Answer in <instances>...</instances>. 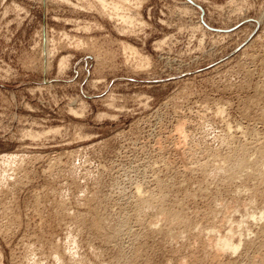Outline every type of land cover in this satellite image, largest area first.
<instances>
[{
	"label": "rangeland",
	"instance_id": "374dc122",
	"mask_svg": "<svg viewBox=\"0 0 264 264\" xmlns=\"http://www.w3.org/2000/svg\"><path fill=\"white\" fill-rule=\"evenodd\" d=\"M107 13L95 0H0L3 264H253L264 221L243 232L256 248L209 246L213 226L246 215L233 197L249 202L242 182L211 173L264 143V0H126L127 25ZM258 179L245 186L264 192ZM95 215L110 224L93 230Z\"/></svg>",
	"mask_w": 264,
	"mask_h": 264
},
{
	"label": "bare ground",
	"instance_id": "6f19581e",
	"mask_svg": "<svg viewBox=\"0 0 264 264\" xmlns=\"http://www.w3.org/2000/svg\"><path fill=\"white\" fill-rule=\"evenodd\" d=\"M59 1V0H58ZM61 1H64V2H68V0H61ZM96 2H97V4L104 10V11H106V12H108L107 13V15L109 14L110 16H112V17H116V18H118V20H120V22L122 23V24H124V25H127V24H132V21H133V19H132V16L130 15V14H128V15H126V0H95ZM109 17V16H108ZM111 17V18H112ZM110 18V17H109ZM117 20V19H116ZM126 27V26H125ZM123 45V48H125V51L126 50H128V52L129 51H131L132 53L134 52V53H136V51H134V49L130 46V45H126L125 43H123L122 44ZM130 52V53H131ZM147 61V60H146ZM148 62V61H147ZM145 64V63H144ZM143 65V64H142ZM260 93V92H259ZM256 95V94H255ZM258 101V100H257ZM256 105V104H255ZM246 107V106H245ZM255 107V106H254ZM245 111V110H244ZM218 114H220V115H222L223 113H224V111H223V109H218V112H217ZM248 113V112H247ZM226 114V113H225ZM224 115V114H223ZM243 115V114H242ZM256 115V114H255ZM248 116V115H247ZM261 116V115H260ZM220 117H222V116H220ZM250 117V116H249ZM253 117V116H252ZM260 118V117H259ZM258 118V119H259ZM225 119V118H224ZM254 120V119H253ZM259 121V120H258ZM186 124V123H185ZM185 127V126H184ZM249 127V126H248ZM182 128V127H181ZM227 128V127H226ZM179 129H180V127H179ZM182 130H183V128H182ZM238 130V129H237ZM254 130V129H253ZM180 131V130H179ZM185 131V130H184ZM184 131H183V133H184ZM251 131V130H250ZM181 132V131H180ZM228 132H229V127H228ZM227 133V132H226ZM247 133V132H246ZM185 134V133H184ZM246 135V134H245ZM256 135V134H255ZM254 136V135H253ZM252 136V137H253ZM257 136V135H256ZM180 137V136H179ZM184 137V136H183ZM239 137V136H238ZM251 137V138H252ZM258 137V136H257ZM228 138V137H227ZM232 138V137H231ZM253 138H255V137H253ZM262 138V137H261ZM223 139V138H222ZM183 140V139H182ZM185 142V141H184ZM223 141H221V143H222ZM228 142V141H227ZM246 142V141H245ZM239 143V142H238ZM248 143V142H247ZM250 144H246V145H243V146H241V147H239V149H238V147H236V148H234V151L232 152V153H229L230 155L229 156H225L224 158V161H222L218 166H214V167H212V168H215L214 169V173H211L212 175L213 174H215V175H219L220 177H222V180H223V186L225 187V188H229L234 182L236 183V182H242L244 185V188H243V193H242V195L241 196H243V194L246 192V194L248 195L249 194V198H247V201H249L248 203H245V204H240L239 202H240V197H238L237 199L239 200H237L236 198H234L233 197V200H234V203H232V205H229V208H233V211L234 210H236L237 212H239L240 210H241V212H239V213H242V211L244 212V214H246V215H244V214H242V215H244L245 216V218H244V216H243V220L242 221H240V220H238V222L236 221V223H234L235 221H234V219L235 218H233V216L231 217V218H229V219H227V222H229L228 224L229 225H231L232 223V225L231 226H229L228 224V227L229 228H227V231H225V233H223V232H221V230H222V228H221V230H220V228L219 229H217L218 228V226H217V228L215 227V226H213V224H212V226H213V228H212V232L211 233H213L214 232V234H212L213 236H215L216 235V237H215V239L210 243V247L212 248V250H214V252H215V255H218V256H220V255H223L222 253H232V254H237V252L242 248L243 249V247L242 246H246L245 244H248V246L250 245V247H253V245H254V243L251 241H248V240H246V241H248V243H246L244 240H243V232L244 231H247L246 229L248 228V226L250 225L249 224V220L251 219V220H254V221H256V223L257 222H259V225L261 226V227H259L260 228V230H262V223L261 222H263L264 221V192H262V191H259V189H258V191H257V186H259V185H255L254 183V181H256L258 178H262V177H264V143H261V144H259L256 148L253 146V149L254 150H252L251 148L252 147H250L249 146ZM252 145V144H251ZM226 149H228V148H226ZM236 149V150H235ZM216 152V151H215ZM195 153V152H194ZM211 154V153H210ZM11 155V154H10ZM17 157L18 156H10V157H7V155H6V157L4 158V159H6L7 160V162L9 163V162H12V160H15V159H17ZM222 157V156H221ZM22 158V157H21ZM212 158V157H211ZM195 159V158H194ZM210 160V159H209ZM217 160V159H216ZM219 160V159H218ZM212 161V160H211ZM215 161V160H214ZM5 162V161H4ZM7 162H5V163H7ZM210 162V161H209ZM194 163V162H193ZM218 163V162H217ZM2 164V163H1ZM15 164V163H14ZM203 164V163H202ZM7 165H9V164H7ZM217 165V164H216ZM5 167H6V165H5ZM10 167V166H9ZM8 167V168H9ZM200 168V167H199ZM204 169V168H203ZM205 169H208V168H205ZM5 170H6V168H5ZM210 170V169H209ZM11 171H12V168H11ZM19 171V170H18ZM7 172V171H6ZM192 172V171H191ZM205 172V171H204ZM207 173H208V171H206ZM211 172V171H210ZM4 173V172H3ZM14 173V172H13ZM4 174H6V173H4ZM1 175V174H0ZM208 175V174H207ZM209 175H210V173H209ZM211 176V175H210ZM207 177V176H206ZM215 177V176H214ZM2 178V177H1ZM0 178V179H1ZM9 178V177H8ZM208 178V177H207ZM220 179V178H219ZM254 180V181H253ZM260 179H258V181H259ZM262 180V179H261ZM249 181H252V182H254V183H252V184H254L255 186H254V190H250L247 186H245V185H247L248 184V182ZM264 181V180H263ZM2 182V181H1ZM0 182V185L3 183H1ZM205 182V181H204ZM215 182V181H214ZM250 183V182H249ZM221 184V183H220ZM260 184V183H259ZM4 185V184H3ZM249 185H251V184H249ZM248 185V186H249ZM241 185H238V186H236V188L238 187H240ZM253 186V185H252ZM252 186H251V188H252ZM12 187V186H11ZM142 187V186H141ZM162 187V186H161ZM165 187V186H164ZM213 187V186H212ZM220 187V186H219ZM261 187V186H260ZM138 188V187H137ZM140 188V187H139ZM237 188V189H238ZM151 189V188H150ZM240 189V190H239ZM236 192L235 191H232L233 193V195H237V193H238V195L242 192L241 191V189H242V187L241 188H239ZM138 190V189H137ZM159 190L161 191V194H160V192H159V194L160 195H162L163 196V194H164V196H163V198L165 197V195L167 196L168 195V193L165 191V190H163V188H160L159 187ZM217 190V189H216ZM262 190V189H261ZM226 191V190H225ZM229 191V190H228ZM165 192H166V194H165ZM185 192V191H184ZM205 192V191H204ZM138 194H140V197L142 198V200H141V205H142V209L141 210H143V212H144V210H145V212H146V210H150V208H151V205H153V204H151V205H149V203L148 202H150L151 200L152 201H154V199H151L152 198V196H153V194L151 195V197H149V194H147V195H145V197H143L144 195H142L141 193H143V192H141V190H138V192H137ZM235 193V194H234ZM0 194H1V192H0ZM155 194V193H154ZM230 194V193H229ZM246 194H244V195H246ZM218 195V194H217ZM221 195V194H220ZM139 196V195H138ZM155 196V195H154ZM161 197V196H160ZM159 196H158V198H160ZM237 197V196H236ZM140 198V199H141ZM163 198H161L160 200H163ZM148 199H150V201H148ZM156 199H157V197H156ZM249 199V200H248ZM174 200V199H173ZM195 200V199H194ZM232 200V199H231ZM243 200V199H242ZM155 202V201H154ZM176 202V201H175ZM242 202H244V200L242 201ZM151 203V202H150ZM183 203V202H182ZM214 203V202H213ZM217 203V202H216ZM224 203V202H223ZM227 203V202H226ZM231 203V202H230ZM138 204V203H137ZM157 204V203H156ZM163 204V203H162ZM165 204H166V202H165ZM164 204V205H165ZM225 204V203H224ZM228 204V203H227ZM159 205V204H158ZM214 205V204H213ZM163 206V205H162ZM220 206V205H219ZM139 207V206H138ZM155 207V206H154ZM161 207V206H160ZM185 207V206H184ZM218 207V206H217ZM227 207V206H226ZM140 208V207H139ZM212 208V207H211ZM219 208V207H218ZM225 208V207H224ZM227 209V208H226ZM226 209H224V210H226ZM155 210V209H154ZM220 210V209H219ZM223 210V209H222ZM228 211V210H227ZM233 211H231V213H234ZM235 211V213H237ZM92 212V211H91ZM159 212V213H158ZM156 211L155 210V213H158L159 214V216H160V218L162 217V221H164V222H169V223H172V222H174V218L176 219V218H180V215H179V217L177 216V217H175L174 216V213H173V211H172V208H167V207H161V209H159V211ZM220 212V211H219ZM104 213V212H103ZM139 213H141V212H139ZM208 213H209V211H208ZM213 214H214V211L212 212ZM216 214H217V212H215ZM226 213V212H225ZM231 213H228V215L230 216V214ZM143 214V213H142ZM145 214V213H144ZM227 214V213H226ZM82 215V214H81ZM140 215V214H139ZM145 215H147V214H145ZM236 215V214H235ZM241 215V214H240ZM241 215V216H242ZM123 216V215H122ZM104 217V216H103ZM124 218V217H123ZM159 218V219H160ZM224 218H226V216L224 217ZM125 219H127V218H125ZM124 219V220H125ZM136 219H137V217H136ZM139 219V218H138ZM137 219V220H138ZM159 219H157V220H159ZM182 219H183V216H182ZM213 219V218H212ZM218 219V218H217ZM233 219V220H232ZM180 221H182L181 220V218L179 219ZM185 220V219H184ZM187 220V219H186ZM93 230H97V231H100L101 229H102V227H103V225H105L106 223H108V222H106L105 221V224H104V219L102 218V216H99V215H95L94 216V218H93ZM160 221V220H159ZM175 221H177V219L175 220ZM179 221V222H180ZM226 221V220H225ZM121 222V221H120ZM139 222V221H138ZM153 222V221H152ZM183 222V221H182ZM189 222V221H188ZM89 223V222H88ZM92 223V222H91ZM124 223H126V222H124ZM137 223V222H136ZM160 223H162V222H160ZM175 223V222H174ZM178 223V222H177ZM251 223V222H250ZM253 223V222H252ZM255 223V224H256ZM108 224H110V223H108ZM121 224L123 225V222H121ZM157 224V223H156ZM155 224V222H154V225H156ZM163 224V223H162ZM222 224V223H221ZM234 224H237V225H235L234 226ZM254 224V223H253ZM253 224H252V226H253ZM264 224V223H263ZM120 225V224H119ZM124 225H126V224H124ZM123 225V226H124ZM152 225H153V223H152ZM153 225V226H154ZM170 225V224H169ZM226 225V226H227ZM259 225H257V226H259ZM92 226V225H91ZM110 226V225H109ZM144 226V225H143ZM188 226V225H187ZM251 226V225H250ZM249 226V227H250ZM255 226V225H254ZM264 226V225H263ZM112 227V226H111ZM116 227V226H115ZM118 227V226H117ZM207 227H210V226H207ZM104 228V227H103ZM145 228V227H144ZM148 228V227H147ZM149 228H151V227H149ZM156 228V227H155ZM164 228V227H163ZM263 229H264V227H263ZM124 230H125V228H124ZM123 230V231H124ZM207 230H208V228H207ZM117 231V230H116ZM156 231V230H155ZM154 231V232H155ZM159 231V230H158ZM169 231H170V229H169ZM211 231V230H210ZM249 232L251 231V230H248ZM114 232V231H113ZM163 232V231H162ZM182 232V231H181ZM258 232V231H257ZM261 233H262V231H260ZM259 232V233H260ZM118 233V232H117ZM158 233V232H157ZM171 233H172V231H171ZM216 233V234H215ZM81 234V233H80ZM121 234H123V233H121ZM139 234V233H138ZM188 234V233H187ZM245 234V233H244ZM250 234V233H249ZM264 234V233H263ZM162 235V234H161ZM173 235V234H172ZM207 235H209L210 236V234H207ZM246 235V234H245ZM262 235V234H261ZM174 236V235H173ZM177 236V235H176ZM111 237V236H110ZM114 237V236H113ZM118 237V236H117ZM182 237V236H181ZM176 238H178V237H176ZM207 238V237H206ZM214 238V237H213ZM246 238V237H245ZM73 239V238H72ZM211 239V238H210ZM112 240V239H111ZM206 240V239H205ZM212 240V239H211ZM210 240V241H211ZM207 241V240H206ZM256 241V240H255ZM204 242V241H203ZM264 242V241H263ZM245 243V244H244ZM256 244V243H255ZM258 244H259V242H258ZM257 244V246H258V248H257V250L259 251L258 252V256H256L253 260H252V262H253V264H257V263H261V264H264V243H261V244H259L258 245ZM206 246H207V243H206ZM209 247V248H210ZM249 247V248H250ZM254 247H255V245H254ZM137 248V247H136ZM210 248V249H211ZM245 248V247H244ZM248 248V249H249ZM256 248V247H255ZM205 249V248H204ZM179 250V249H178ZM183 250V249H182ZM247 250V249H246ZM252 250V249H251ZM202 251H204V250H202ZM249 251V250H248ZM256 251V250H255ZM211 252V251H210ZM257 252V251H256ZM255 252V253H256ZM64 254H65V252H63ZM253 253V252H252ZM254 253V254H255ZM64 254H61L60 252H56L55 253V255H56V258L58 259V260H62V261H65V255ZM211 254V253H210ZM220 254V255H219ZM240 254V253H239ZM261 254V255H260ZM124 255V254H123ZM67 256V255H66ZM211 256V255H210ZM214 256V254L212 255V257ZM232 256V255H231ZM253 256V255H252ZM255 256V255H254ZM251 257V256H250ZM209 257H208V255H207V259H208ZM215 258V257H214ZM216 258H218V257H216ZM69 260H71V259H69ZM67 261V260H66ZM65 261V262H66ZM72 263L73 264H80L81 262H82V260H80L79 262H77V261H74L73 260V258H72ZM64 262V263H65ZM127 262V261H126ZM125 262V263H126ZM60 263H62V262H60ZM69 263H70V261H69ZM234 263V262H233ZM0 264H3V256H2V254H1V252H0Z\"/></svg>",
	"mask_w": 264,
	"mask_h": 264
}]
</instances>
